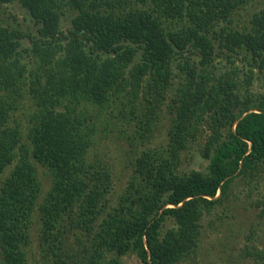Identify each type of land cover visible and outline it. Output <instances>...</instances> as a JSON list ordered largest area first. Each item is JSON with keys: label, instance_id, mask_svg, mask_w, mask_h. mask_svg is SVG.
Segmentation results:
<instances>
[{"label": "trees", "instance_id": "obj_1", "mask_svg": "<svg viewBox=\"0 0 264 264\" xmlns=\"http://www.w3.org/2000/svg\"><path fill=\"white\" fill-rule=\"evenodd\" d=\"M254 2L0 0V13L16 3L38 25L25 35L0 21V264L193 258L203 217L225 204L237 176L264 167V97L240 98L235 65L249 66L247 84L252 68L264 69V0L248 12ZM222 54L229 68L218 73ZM115 109L131 124L132 156L113 195V166L95 147L110 125L100 115ZM200 139L207 164L182 170ZM255 205L264 216V200ZM251 237L239 257L264 264Z\"/></svg>", "mask_w": 264, "mask_h": 264}, {"label": "rangeland", "instance_id": "obj_2", "mask_svg": "<svg viewBox=\"0 0 264 264\" xmlns=\"http://www.w3.org/2000/svg\"><path fill=\"white\" fill-rule=\"evenodd\" d=\"M254 1L253 5L248 8V12L260 7V0ZM246 13L247 11L244 13L241 11L240 16L245 17ZM63 19V27L69 26V17L65 16ZM0 21L20 29L25 35L27 33L36 35L37 33L38 25L34 23L29 12L16 3L4 6L0 13ZM21 42L25 47L30 45L28 37H24ZM136 60H138L137 57L134 61ZM213 63L218 73L221 70H226L227 67L229 68L227 58L223 54L221 57H216ZM235 65L240 70L239 79L242 83L238 91L240 98L249 97L253 102H256L264 97V69L252 68L250 83L247 84L243 73L247 71L249 66L239 59L235 60ZM118 112L115 109L111 114L103 115L102 113L100 115V122L109 119L110 125L107 126V133L99 132L95 147L96 153L113 166V195L120 193L126 185L131 171L128 160L132 156L131 144L126 139L127 133L131 130V124L118 121ZM168 122L167 120L164 121L161 130H157L155 135L151 136L150 144L152 146L164 140L166 137L164 131ZM203 131H206V127ZM202 142L203 140L200 139L189 150L183 152L181 155L182 170L201 169L207 164L208 161L203 160L200 154L199 147ZM39 176L43 188L46 190L50 185L47 170L45 168L39 169ZM262 200H264V167L259 168V172L254 175L237 176L231 185L228 198L222 202L225 204L220 205L214 212L204 216L201 220L200 244L193 258L178 264H247L245 260H241L239 257L240 248L245 243H250L246 238L247 235L252 234L251 238L258 247L264 246V216L260 215L262 207L255 205ZM171 226L172 222L166 221L165 227ZM34 249L37 259L39 258V248L36 242H34ZM120 264L143 263L134 254H126L121 258Z\"/></svg>", "mask_w": 264, "mask_h": 264}]
</instances>
